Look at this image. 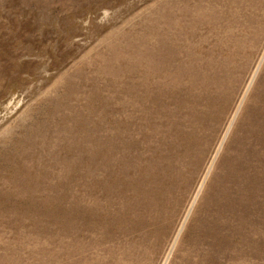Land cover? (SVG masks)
Here are the masks:
<instances>
[{"label":"rangeland","instance_id":"374dc122","mask_svg":"<svg viewBox=\"0 0 264 264\" xmlns=\"http://www.w3.org/2000/svg\"><path fill=\"white\" fill-rule=\"evenodd\" d=\"M0 264H264V0H0Z\"/></svg>","mask_w":264,"mask_h":264}]
</instances>
